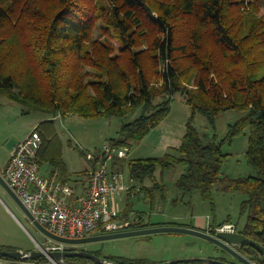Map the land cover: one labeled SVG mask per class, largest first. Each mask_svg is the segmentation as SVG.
I'll list each match as a JSON object with an SVG mask.
<instances>
[{"label":"trees","instance_id":"1","mask_svg":"<svg viewBox=\"0 0 264 264\" xmlns=\"http://www.w3.org/2000/svg\"><path fill=\"white\" fill-rule=\"evenodd\" d=\"M262 0H0V92L19 103L23 113L48 116L36 129L42 144L37 160L62 181L68 170L54 119L67 114L110 117L139 114L123 123L109 142L128 145L140 140L168 114L175 93L191 108L177 147L160 156L126 161L132 178L146 195L163 190L155 172L180 165L175 180L181 194L198 190L214 207L212 188L227 181L230 190L245 194L238 231L264 245V14ZM101 34L94 37V31ZM108 36L103 38V36ZM109 38H114L117 45ZM90 68V69H87ZM229 109L244 111L217 139V115ZM196 112L213 130L205 140L193 122ZM249 128L246 159L255 175L230 178L220 174L228 153L222 145ZM116 158L114 165L121 167ZM150 177L152 185L143 186ZM129 211H124L122 216ZM129 228L155 224L135 211ZM168 223H176L170 221ZM232 223L211 221L216 227ZM189 224H187L188 226ZM236 229H237V225ZM1 249L15 250L12 246ZM69 249H78L69 247ZM29 251V250H27ZM100 256L99 250H89ZM240 251L264 264L250 246ZM115 264L148 260L105 255ZM223 259L222 257H216ZM48 264L46 257L37 258ZM67 264H97L82 256L64 258ZM196 260L177 264H202ZM217 264V263H212Z\"/></svg>","mask_w":264,"mask_h":264},{"label":"rangeland","instance_id":"2","mask_svg":"<svg viewBox=\"0 0 264 264\" xmlns=\"http://www.w3.org/2000/svg\"><path fill=\"white\" fill-rule=\"evenodd\" d=\"M260 14H264V0L261 2ZM100 34L101 32L97 29L93 35L98 37ZM107 37L103 36V38ZM109 40L117 45L114 38H109ZM22 108L19 103L10 100L0 92V168L17 138L36 128V125L48 116L41 111L23 113ZM243 113L242 110L229 109L217 115L214 130L218 140L225 137L230 124L237 121ZM138 114L139 111L136 110L133 114L122 117H83L78 114L56 116L54 123L62 142V157L66 163L68 175L72 176L76 172L84 170L89 161L85 156L86 152H93L109 141L111 137H116L121 125L133 120ZM190 115L191 108L184 95L179 92L175 93L170 102L167 116L142 139L131 141L127 145L129 147L128 155L122 159L160 156L172 147H177L185 133L186 121ZM193 122L200 133L205 135V140L212 137L213 130L204 115L196 112ZM248 134L249 128L247 127L231 142H225L222 145L223 151L228 153L227 159L221 164L220 174L222 176L237 178L256 174V170L248 164L246 159ZM42 166L41 172L44 170ZM182 169L183 167L180 165H175L163 172L157 169L154 174L155 180L160 183L163 190H156L151 195V198H154L152 205L144 203L141 198L144 195H139L133 199L132 207L136 211H146V220L159 222L175 221L191 224L196 215L206 221L222 222L230 217L231 222L237 225L236 230L238 231L246 218L245 215L240 214V205L245 194L238 190L228 189L227 181H217L212 188L214 201V207H212L210 201L204 199L198 190L188 194H181L177 190L175 180ZM127 171L125 170L126 174H128ZM152 183L153 179L150 177H147L143 182L145 186L152 185ZM142 190L146 193V189L142 188ZM129 192L132 196L131 190ZM207 216H211V219ZM188 226L190 227V225ZM48 239L49 237L33 225L23 210L0 185V245L11 246V244L29 243L36 247V242H38L45 246ZM86 248L88 250L98 249L102 257L109 254L133 253L149 257L148 260H151V258L180 255L174 258L168 257V260H171L191 256L216 258L223 255L238 261L236 257L212 241L184 232L160 231L109 238L88 242ZM202 264L212 263L203 262Z\"/></svg>","mask_w":264,"mask_h":264},{"label":"built area","instance_id":"3","mask_svg":"<svg viewBox=\"0 0 264 264\" xmlns=\"http://www.w3.org/2000/svg\"><path fill=\"white\" fill-rule=\"evenodd\" d=\"M41 144L40 133L36 128L32 129L13 147L1 172L35 219L49 231L70 238L129 229L130 217L122 216L119 208L111 202L119 193L131 190L134 194V191L140 188L134 184L131 175L127 182L125 171L113 164L116 158L127 157V145L120 146L106 141L93 152H86L85 156L91 162L87 188L78 203H71L69 199L74 194L73 186L67 181H62L57 173L50 177L41 173L37 160ZM217 229L236 231V226L233 223H225ZM75 246L49 238L43 247L45 250L64 251ZM27 254L28 252L24 255ZM47 259L48 264H67L64 258L58 259L59 263ZM0 264L44 262L27 257L12 259L0 255Z\"/></svg>","mask_w":264,"mask_h":264},{"label":"water","instance_id":"4","mask_svg":"<svg viewBox=\"0 0 264 264\" xmlns=\"http://www.w3.org/2000/svg\"><path fill=\"white\" fill-rule=\"evenodd\" d=\"M0 185L4 188V190L9 194V196L17 203V205L23 210L27 218L37 227L39 231H41L47 237L55 240L61 241L69 244H83L98 240H104L109 238H118L124 236H131V235H138V234H145L151 232H160V231H168V232H184L189 234H194L203 238H206L213 243L219 245L221 248L232 254L234 257L238 259L239 262L242 264H258L254 260L250 259L246 255H244L240 249L244 246H250L254 248L259 254L264 263V245L261 243L247 237L245 234L241 233L240 231H227V230H218L216 229L214 233H211L207 230L189 227V226H182V225H154L142 228H131L121 231H113L107 233H98L92 234L81 238H70L57 235L51 231H49L44 225H42L35 217L31 214L28 208L24 205L22 200L19 196L15 193V191L9 186L5 178L3 177L2 173L0 172ZM37 246L35 249L32 250H6L0 248V255L9 257L12 259H19L22 257H27L30 259H37L41 257H46L53 260L56 263L60 258L72 257V256H82L85 257L92 262L97 264H115L111 261H108L102 256H99L89 250L78 248V249H69L64 251H57V250H45L44 247L36 242ZM27 255H24L27 253ZM199 260L201 262L207 263H217V264H231L229 262L220 260L218 258H210V257H185V258H175L171 260H166L158 263H139V264H177L180 262H192Z\"/></svg>","mask_w":264,"mask_h":264},{"label":"crops","instance_id":"5","mask_svg":"<svg viewBox=\"0 0 264 264\" xmlns=\"http://www.w3.org/2000/svg\"><path fill=\"white\" fill-rule=\"evenodd\" d=\"M29 133V131L25 132L22 136H19L17 138V140L13 143V145L11 146V148L9 149V152H8V155L7 157L5 158V160L3 161V164H2V167L0 168V172H2L3 168L5 167L11 153H12V150H13V147L20 141L22 140L27 134ZM175 145V144H174ZM175 147V146H174ZM123 160V159H121ZM125 160V161H124ZM123 161V165L119 168H121L123 171H127L128 168L126 166V161L127 159H124ZM88 161V160H87ZM117 166V165H116ZM118 167V166H117ZM42 168H44L43 172H41L44 176L46 177H50L51 174H50V168L49 166L46 164V165H43ZM90 169H91V162L88 161V165L86 168H84V170H81V171H78L76 172V174L70 176V174L68 175V179H66V181L71 184L74 188V194L73 196L69 199V201L71 203H78L80 198L85 194V191H86V188H87V179H88V174L90 172ZM128 174H126V179H127V182L129 181V171H127ZM134 184L135 185H138L140 186L139 190H135L136 192H134V194L131 196L129 190L126 191V192H122V193H119L116 195V197L114 198L113 202L118 208L119 210L121 211V213H123L124 211H129V213L127 215H124V217H131L134 215V212L136 211L132 205H133V199L137 196H141V195H144L143 197V202L144 203H154V198L150 197V195H146L145 191L142 190V184L138 183L137 181L134 180ZM140 184V185H139ZM144 187H150L151 185H147L145 186L143 184ZM135 187V186H134ZM142 191V192H141ZM146 213V211H143ZM209 217V216H207ZM209 219H211V216L209 217ZM151 221V220H149ZM153 223H159V221H151ZM161 223L160 224H155V225H182V226H187V224L185 223H168L170 221H160ZM209 223L210 221H206L204 220V218H202L201 216H194V219H193V222L190 225V227H195V228H199V229H207L208 226H209ZM86 244L87 243H83V244H78L76 245L77 248H83V249H87L86 248ZM12 247H15L16 249L18 250H32V249H35V247H33L32 245H29V243H18V244H11ZM88 250V249H87ZM94 250H97V249H94ZM123 256H127V257H130V258H138V259H145V260H148L149 257H142L140 254H133V253H124V254H121ZM180 255L178 256H168V257H171V258H174V257H179ZM185 256H191V255H185ZM168 257H163V258H154L151 260H148L149 262L147 263H158V262H162V261H166L168 260L169 258ZM170 258V259H171ZM92 264V263H91Z\"/></svg>","mask_w":264,"mask_h":264},{"label":"flooded vegetation","instance_id":"6","mask_svg":"<svg viewBox=\"0 0 264 264\" xmlns=\"http://www.w3.org/2000/svg\"><path fill=\"white\" fill-rule=\"evenodd\" d=\"M208 231V230H207ZM210 232V231H209ZM220 257H222L223 259H220V260H223V261H226V262H229V263H231V264H242L241 262H239V261H237V260H234V258L233 259H231V258H227V257H225V256H220ZM256 262V261H255ZM256 263H258V262H256ZM259 264V263H258Z\"/></svg>","mask_w":264,"mask_h":264}]
</instances>
